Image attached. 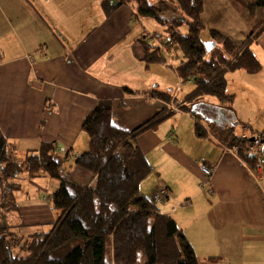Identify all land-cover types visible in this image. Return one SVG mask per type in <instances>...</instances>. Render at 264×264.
Wrapping results in <instances>:
<instances>
[{
    "label": "crops",
    "instance_id": "obj_1",
    "mask_svg": "<svg viewBox=\"0 0 264 264\" xmlns=\"http://www.w3.org/2000/svg\"><path fill=\"white\" fill-rule=\"evenodd\" d=\"M103 1L112 0H0V131L15 148L12 157L23 160L43 143H54L56 153L71 150L75 162L88 146L82 124L98 105L110 107L114 127L131 131L162 109L170 110L173 99L174 116L135 140L152 168L140 192H149L152 200L166 190L155 206L183 231L198 264H264V176L259 187L251 166L235 153L237 146L224 147L208 129L205 139L195 135V119L180 110L193 89L179 98L183 84L170 61L171 51H163L166 62L148 66L140 44L146 28L141 20L133 21L139 18L131 5L105 15ZM226 27L246 34L232 18ZM249 48L261 70L225 75L226 92L234 98L225 128L234 135L240 126V135L234 136L248 141L264 130V68L259 58L264 56V30ZM152 67L170 68L174 89L165 88L164 76H153ZM150 91L168 95L169 102L144 94ZM261 158L257 165L264 168ZM199 163L212 169L211 176ZM50 185L52 193L59 187ZM52 193L44 203L27 199L28 206L13 196L16 209L8 217L53 213ZM27 225L40 224H15Z\"/></svg>",
    "mask_w": 264,
    "mask_h": 264
},
{
    "label": "trees",
    "instance_id": "obj_2",
    "mask_svg": "<svg viewBox=\"0 0 264 264\" xmlns=\"http://www.w3.org/2000/svg\"><path fill=\"white\" fill-rule=\"evenodd\" d=\"M124 4L131 5L136 18H149L168 26V35L158 46L151 45L145 37L140 40L143 60L148 66L162 64L166 62L163 51L173 47L180 50L182 58L175 71L182 84L194 85L180 110L195 119V135L205 139L208 129L224 147L240 146L239 156L254 169L258 156L246 155L249 141L225 128L234 100L226 92L225 75L235 71L255 75L261 70L249 45L264 30V21L240 45L210 30L211 44L206 48L199 38L200 19L196 16L201 0L103 1V12L110 15ZM247 8L254 16L264 8V0H254ZM165 14L174 18L160 20ZM184 14L194 18V27L186 35L179 32L186 22ZM151 38L156 39L153 35ZM144 94L165 103L170 100L168 95L156 91ZM172 116L174 111L165 108L138 128L123 131L113 126L107 104L93 109L81 127L88 139L87 150L74 162L95 177L93 187L63 178V166L71 150L61 155L56 153L54 143H43L38 151L16 160L12 157L14 146L0 131V264H198L177 223L160 213L139 190L152 168L135 140L144 132L157 130ZM257 137L264 146V130ZM23 172L31 178L42 174L59 183L50 196L52 210L58 217L49 232L23 237L13 233L14 226L7 224V212L16 209L13 192L20 190V184L11 181Z\"/></svg>",
    "mask_w": 264,
    "mask_h": 264
},
{
    "label": "rangeland",
    "instance_id": "obj_3",
    "mask_svg": "<svg viewBox=\"0 0 264 264\" xmlns=\"http://www.w3.org/2000/svg\"><path fill=\"white\" fill-rule=\"evenodd\" d=\"M254 2V0H201V7L199 12L197 11L196 16L200 19V27H198V34L201 42L205 45L206 48H208L211 44V39L209 35L210 30H216L220 32L221 34L228 36L233 39L235 43L240 45L243 41L246 40L248 35L259 26L264 21V8L258 9L254 16H251L249 13V10L247 8V5ZM186 17V22L183 23L179 27V32L183 35L188 34L191 29L194 27V18L187 14H184ZM174 18V17H173ZM171 15H162L160 17V20H170L173 19ZM228 18L233 19V24H235L237 27L243 28L246 30L245 35H239L234 30L228 29L226 27V21ZM138 20H141V27H145L146 30L143 31L142 36L145 37L147 42H149L151 45H158L157 41L153 38H151V35H154L155 38L159 40L165 41L167 37V33L165 32L168 26L162 25L159 22L149 19V18H139L134 19V22H137ZM136 28H139L137 25ZM159 42V41H158ZM171 51V63L175 66L179 64L181 61V54L180 50L177 47H173L170 49ZM260 53V52H259ZM260 61L264 68V56L262 54H259ZM169 60V59H168ZM156 66V65H155ZM156 67H152L151 70L153 71V76H156L157 74H160V76H164V86H173L176 84V78L174 77V74L170 68L167 69L161 67H157L160 69H154ZM151 74V77H152ZM172 76V77H171ZM182 90L179 93V98H182L184 95H186V92L191 91L194 88V85L192 83H183ZM190 88V90H189ZM174 104V100L171 99ZM241 133V127L238 126L235 129L234 135H240ZM66 150V149H64ZM64 150L62 152H58L59 154H65ZM262 152V150H261ZM253 156V155H252ZM259 160L262 157V155H258ZM264 158V152L263 157ZM261 161V160H260ZM62 176L65 179H72L77 181L78 183H85L89 184L90 186L95 185V177L86 171L79 169L75 166L73 162V157L68 156V158L65 161V164L63 166V172ZM91 177V178H90ZM147 179V178H146ZM145 179V180H146ZM143 180V181H145ZM18 182L21 185V189L19 191H15L13 193V196L16 200H19L23 198L22 206L25 204V206H28L27 199L32 201V204H38V200H42V203H44L45 196L47 194L50 195L52 193L51 190V183H54L55 186L58 185V181L51 180L47 178L44 175H40L39 177L31 178L28 176L27 173L23 172L19 175L18 178L12 179L11 182ZM143 184V182L140 183L139 188ZM261 184V183H260ZM41 188V189H38ZM143 191H145L143 189ZM144 196H147V198L150 196L149 192H140ZM44 195V196H43ZM27 216V215H25ZM28 218H17L16 214L13 213L7 218V224L10 226H14L12 231L13 233H16L18 236H28L35 233L40 232H49L51 229L52 221L57 219L58 213L53 210V213L43 212L42 214H31L30 216H27ZM17 221H22L23 223H30L32 221H36L39 226L37 225H30L26 227L22 226H15Z\"/></svg>",
    "mask_w": 264,
    "mask_h": 264
},
{
    "label": "built area",
    "instance_id": "obj_4",
    "mask_svg": "<svg viewBox=\"0 0 264 264\" xmlns=\"http://www.w3.org/2000/svg\"><path fill=\"white\" fill-rule=\"evenodd\" d=\"M177 107L174 106L173 101L170 104V110L172 111H176ZM263 144L260 141V139L258 137H255V140L253 143H250L247 146L246 149V155H253V156H258L262 150ZM241 150V147H236L235 148V153H238ZM199 168L201 169V171L207 176H211L212 174V169L208 168L206 165H204L203 163H199L198 164ZM251 175L253 176V178L255 179V181L257 182L258 186L260 187V179L263 178L264 176V168L261 165H257L253 171L251 172ZM167 192L165 189H161L160 191H158L157 193H155L152 197V202L153 203H157L162 201L165 196H166Z\"/></svg>",
    "mask_w": 264,
    "mask_h": 264
},
{
    "label": "water",
    "instance_id": "obj_5",
    "mask_svg": "<svg viewBox=\"0 0 264 264\" xmlns=\"http://www.w3.org/2000/svg\"><path fill=\"white\" fill-rule=\"evenodd\" d=\"M254 140H255V138H251V139H249V143H253ZM262 152H264V146L262 147ZM251 157H252V156H250V158H251Z\"/></svg>",
    "mask_w": 264,
    "mask_h": 264
}]
</instances>
